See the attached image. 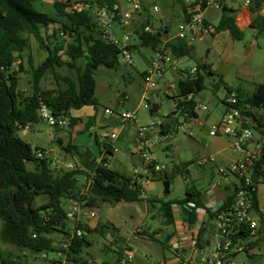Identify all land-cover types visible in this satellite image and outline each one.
<instances>
[{"label": "trees", "instance_id": "16d2710c", "mask_svg": "<svg viewBox=\"0 0 264 264\" xmlns=\"http://www.w3.org/2000/svg\"><path fill=\"white\" fill-rule=\"evenodd\" d=\"M39 1L42 0H0V221L2 222L0 239L4 244L19 250H28L29 257L56 250L54 241L49 237L53 232H61L67 238L71 235L70 222L65 213L69 200L81 198L86 200L87 205L97 209L104 204L116 205L144 200L143 188L138 183V179L126 177L111 168L109 161L114 155L111 144L107 142L104 144L103 157L96 165L94 174L88 178H92L89 190L86 194H82L78 178L83 172L79 163L75 170H57L51 166L52 158L49 155L37 158V151L46 152L45 149L38 147L33 149L18 135L26 127L43 121L39 114L42 106L47 107L55 118H67L68 127H73L77 120L71 116L72 110L97 105L94 72L100 66L114 68L119 57L117 47L102 38L100 25L91 12H72L63 2L54 0L53 8L58 17V20H54L48 14L35 9L34 4ZM88 1L96 7L105 5L111 7L115 4V0ZM179 1L186 20L190 12L183 1ZM199 3L203 8L205 7V0H194L193 6ZM263 3L264 0H253L254 6L250 8L253 14L251 27L257 28L259 34L264 33V15L259 13ZM236 14V10L225 5L212 36L228 32L234 40L241 41L244 32L237 24ZM210 23L211 21L206 22L205 26L208 27ZM146 26L147 24L143 22L140 28L135 29V35L141 47L155 51L164 41L163 34L160 31L147 33L144 31ZM31 38H34L39 48L47 54L45 60L37 66L34 65L30 55L26 59L24 56L30 49ZM132 48L136 50L139 46L133 45ZM166 48L174 58L178 59L190 58L193 51V46L180 38L169 40ZM18 59H21V62L15 67ZM80 59H86L85 67L78 66L77 61ZM26 63L29 69H26ZM64 66L74 70L77 78L64 76L57 71V68ZM203 71L213 74L207 64H202L197 66L195 76L186 81H179L181 96L186 97L192 93L197 96L205 89ZM22 73L29 77L30 94L18 88ZM46 75L52 76L55 89L44 86L43 80ZM216 87H223L227 96L236 98L235 107H244L246 110L248 106V110L243 111L249 120L248 127L253 129L254 133L256 131L257 135L264 137V83L256 85L252 94L246 93L241 88L232 90L222 77ZM172 99L175 101V98ZM224 103L230 105L229 100H225ZM197 105L194 99L181 101L175 103V110L180 111L185 120L196 119ZM159 110V105H153L150 110L151 116ZM164 127L165 125L162 124L161 128ZM57 141L61 151L66 155L80 154L75 146L70 143L65 144L62 138H58ZM192 163H182L174 168L173 173L164 171L156 179L170 181L176 171L189 181L188 167ZM28 164H33V170L28 169ZM262 165H264V151L261 152L259 160L251 164L256 170ZM43 196L48 197V201L36 205L37 198ZM146 202L149 211L153 208L158 209L163 223L167 226L174 224L175 204L181 207L184 225L190 227L196 223L198 216L195 209L188 204L203 206L194 184L187 186L183 199L165 201L163 198H148ZM230 202L231 196H228L224 206L226 207ZM254 203L257 205L256 200ZM208 218L213 219L211 212ZM77 227L81 228L84 234L81 237L74 236L69 250H64L67 258L77 264H92L83 257L84 249L92 246L87 234L109 235L113 239L110 240L113 245L117 244L118 228L113 223L99 221L95 228L80 223ZM261 232L260 228L259 234ZM205 233L206 229L202 228L198 236L201 247ZM155 234L144 231L143 235L153 238ZM258 242L259 240L253 242L250 247L256 246ZM128 250L132 251V246H129ZM27 257L14 255L0 248V264H27Z\"/></svg>", "mask_w": 264, "mask_h": 264}, {"label": "rangeland", "instance_id": "374dc122", "mask_svg": "<svg viewBox=\"0 0 264 264\" xmlns=\"http://www.w3.org/2000/svg\"><path fill=\"white\" fill-rule=\"evenodd\" d=\"M143 8H145V15L148 18L146 24L149 25L155 32L164 31L163 25H160L162 21L167 22L171 26V33L177 34V28L181 23L180 9L175 0H138ZM232 1V0H227ZM54 0H42L36 2L34 7L37 11L46 13L50 18L58 20L56 12L53 8ZM123 6L124 9L131 10V5L126 3V0H116ZM115 2V3H116ZM243 0H235L237 5H242ZM154 6L158 7V11H154ZM220 16L211 20V23L217 25ZM143 24L141 18L135 19L131 24L126 27H121L119 24H115L113 31L118 39L123 37L124 33L134 32L132 38L133 44L139 46L138 49L133 51V59L135 66L126 65L121 57H118V63L112 69L104 66H100L95 72L96 80V93L95 98L97 105L93 106L95 113L91 116L86 114L82 116L86 138H89V131L86 126L88 125L87 119H95L96 126L94 128L95 133L98 134L100 143L106 142V134L118 133L120 126L112 121V118L116 117L125 111H134L138 108L137 121L141 125H147L151 121L161 124L173 123L171 118L166 115L174 110V100L171 97H167L164 92V87L167 84H177L181 80V75L178 69H186L189 67H197L198 65L207 64L213 74H209L208 71H203L205 76V89L197 94L195 101L198 105H205L207 111L197 110L200 116V120L205 119V115L209 114L208 120H202L204 125L193 124L192 127L186 126L185 131H179V142H176L178 150H185L187 152L188 159H192L194 154L199 159L209 156H214L216 162L210 164L211 175L202 179L201 173L197 170L190 171L189 181L185 180L183 176L176 172L173 174L170 180V193L164 195V181L155 180L150 185L144 188L148 198H154L160 196L165 201H171L176 199H183L187 186L196 185L198 190L204 191L206 188L213 185L215 182L220 181L218 168L230 163L231 160H238L242 157V153L233 149L232 144L234 139L229 136H217L212 137L209 135V131L214 123L220 121L222 114L225 111V105L223 101L229 100L227 92L223 87L217 88L220 77H226V82L229 88L236 90L240 85H245L247 89L254 91L256 84L264 83V33L258 37L254 36L251 30L244 32L243 39L241 41L234 40L228 32H223L219 36L213 37L210 34H205L203 40H200V34L192 42L193 55L190 58H185V62L181 63V60L175 58L176 66L168 69L163 78L159 80L158 95L155 96L154 101L160 106V110L155 115L151 116L149 109L140 106L141 95L144 87L143 78L141 74L143 71L149 68V65L156 54L148 47H141L138 37L135 35V28H140ZM132 26H134V31ZM190 36L189 39H191ZM31 46L28 54L33 58L35 66L41 64L45 57L46 52L42 51L37 45L34 38H31ZM25 57V59L27 58ZM78 66L85 67L86 59H80L77 61ZM26 69H29V65L26 63ZM57 71L64 76L77 78L76 72L67 67L57 68ZM251 74L255 77L254 84H248V80L252 79ZM22 80L25 82V87H28L29 77L23 73ZM45 87L56 88L54 80L51 75H46L43 80ZM249 85V86H248ZM80 110V109H79ZM93 110V109H91ZM109 110V113L106 112ZM78 110H72L76 112ZM89 117V118H88ZM182 123L185 124L183 118H180ZM129 129L123 131L119 136L120 139L116 140L112 146L116 156L114 159H110L109 163L111 168L118 170L126 177L133 178L132 166L134 159H132L131 150L136 139V127L135 123L128 124ZM176 128V127H175ZM66 129H64V132ZM63 130H58L55 127L50 126L46 121L34 124L32 130H28L26 133L20 131L18 135L32 144L33 149L36 147L41 149L55 148L57 155L66 159V154L61 151L57 146V136L63 137L65 134ZM94 134V132H92ZM42 137H39V136ZM255 136L257 133L255 131ZM264 143V138L262 139ZM162 145H157L154 149L155 155L158 158V163L162 166H166L175 157L173 152L162 149ZM56 146V147H55ZM94 147L97 145L93 144ZM198 159V158H197ZM29 170H33L31 164L27 165ZM86 182V181H85ZM221 184L228 183L222 179ZM83 178H79V186L84 189L85 186ZM262 182L258 185L261 189ZM231 191V186H228ZM44 202L42 199H37L36 205H42ZM98 218L92 220V224L95 225L101 221L103 223H113L118 228L117 244L118 247H122L128 240L132 241V251H134L135 262L133 264H163L168 251L165 248V241L171 234L172 227L163 223V219L158 209L153 208L148 212L146 200L134 203H119L116 205L104 204L98 209ZM85 224V223H83ZM211 221L207 219L208 234L211 232ZM2 222L0 221V231ZM137 228H142L148 234L156 233L153 238L133 237L132 234ZM70 233L72 231L70 230ZM132 236V237H131ZM168 236V237H167ZM54 241L55 251H50L44 254H40L36 257H29L28 250H19L11 245L4 244L0 239V248L5 251L12 252L14 255L28 256L27 264H77L70 261L64 252V244L67 242V236L61 232H53L49 236ZM206 237V235L204 236ZM87 239L92 242V246L84 249L83 257L89 263L96 261L99 257L102 262L108 264L114 260L115 245L110 240L109 235L102 236L101 234H87ZM259 242L256 248L252 251L253 256H249L246 252L238 254L235 258L237 264H243L250 262L251 264H264V223L262 224V232L257 237ZM254 241V238L245 235L242 238V242L248 244ZM164 244V245H163ZM2 246V247H1ZM60 250V251H59ZM62 250V251H61ZM206 252H210V249L204 246ZM187 256V255H186ZM168 264H182V263H168ZM183 264H200V259L196 256L192 257L191 262H185Z\"/></svg>", "mask_w": 264, "mask_h": 264}, {"label": "built area", "instance_id": "2783aa9c", "mask_svg": "<svg viewBox=\"0 0 264 264\" xmlns=\"http://www.w3.org/2000/svg\"><path fill=\"white\" fill-rule=\"evenodd\" d=\"M67 5V9L72 12H91L97 23L100 25L102 38L110 44L117 47L119 56L122 61L128 66H135L133 59V34L124 33L121 39H118L113 31L115 24H119L121 27H126L131 24L135 17H139L142 13V5L138 0H126V3L131 5L132 9H124L119 3H115L113 6L96 7L91 5L88 0H59ZM227 0H205V7L201 4L194 5L189 10L190 16L179 24L177 28V34L174 38L185 39L191 46L192 42L200 36V40H203L205 34L212 35L215 32V26L210 23L208 27L205 26L206 12L208 10H214L217 14L222 12L223 7L226 5ZM252 6V0H243L241 7L250 9ZM158 7L154 6V11H158ZM259 13L264 15V3L262 4ZM217 17V15L215 16ZM213 17V18H215ZM212 18V19H213ZM211 19V20H212ZM210 20V21H211ZM236 20L238 26L244 27L252 23L251 16H241L236 14ZM147 33H154L155 31L146 26L144 29ZM191 37V39H189ZM169 40H164L163 43L154 51L156 56L151 61L149 68L143 74L144 87L141 95L140 106H143L149 111L152 109L151 94L158 89L159 80H161L165 72L177 65L175 58L170 51L166 48V43ZM181 58V63L185 62ZM181 75V80H189L192 76L197 74V67H189L186 69H178ZM180 81V80H179ZM179 82L177 84H167L164 87V92L167 97L175 98V103L187 100H195L196 95L189 94L188 96H181L179 92ZM230 105H226L225 112L220 122L213 126L209 131V135L212 137L217 136H229L234 139L232 144L233 149L242 153V157L239 160L231 162L228 165L220 166L218 173L220 181L215 182L204 191L198 190L195 185L196 191L202 196H213L217 189L223 190L224 202L220 207L215 206V202L210 201L205 206L197 207L195 203H189L191 208H194L198 219L191 228V234L186 238V245L188 255L185 258V262H191L192 257L200 259V264H237L235 258L238 254L246 252L249 256H252V251L256 248L250 247V244L257 241L259 236V229L261 222L264 221V165L258 170L253 169L251 164L258 161L260 154L263 151L262 139L264 137L257 135L253 129L249 126L248 117L244 115V107H235L237 100L235 97L229 99ZM175 109V107H174ZM197 110L207 111L205 105H197ZM109 113V110H106ZM138 108L134 111H125L118 114L116 118V124L120 126L118 133H112L106 135V142L113 144L119 135L126 131L129 123H135L137 118ZM39 114L42 120L46 121L50 126L57 128H68L69 120L65 117L55 118L50 110L42 106L39 110ZM168 116V114L166 115ZM161 124L151 121L147 125L137 124V135L135 139V149L133 154L135 156L132 166L133 178H145L147 181L158 178L165 171V167L157 162L154 155V147L157 141L151 137L153 132L159 135L161 130ZM187 123L178 124L175 129L164 131L162 137L164 140L169 139L173 135L179 133V131H185ZM45 155H50L49 150L43 152L37 151V158H43ZM103 157V154L96 165L99 164ZM94 159L91 158L90 162ZM215 157L209 156L194 161L188 170H197L200 173L204 172V175L208 172V166L215 163ZM78 163L73 161H63L60 158H53L51 166L57 170H75ZM257 171L259 174L258 184L254 185L251 181V173ZM207 175V174H206ZM206 176L204 177V179ZM228 179V183L221 184L222 179ZM262 182V188L259 189L258 185ZM92 183V178L88 179L86 186L82 190V194H86ZM142 186V185H141ZM228 186H231L232 190L228 191ZM143 188V186H142ZM231 196V202L226 207L224 203ZM142 197L147 200V194L144 191ZM257 201L255 205L254 201ZM181 207L179 205L173 206L174 220L176 216H181ZM209 212L213 214L212 219V233L210 235L209 243L206 240L203 241L202 247L199 246V233L202 228L206 229L204 221L200 220V217L209 215ZM65 213L68 221L70 222L71 235L68 236L67 242L64 244V250L68 251L71 245V241L74 236L81 237L84 231L78 228V224L85 223L89 228H94L92 220L97 219L98 209L87 205L86 200L76 198L69 200L65 207ZM182 217V216H181ZM175 222V221H174ZM184 226V222H183ZM187 229V226H184ZM144 230L137 228L132 236L133 237H145ZM245 235H249L254 238V241L245 244L242 242V238ZM131 236V237H132ZM210 249V252L204 250V246ZM131 246V238L122 247H116L114 250V260L110 264H133L135 260L134 251H129L128 247ZM183 245L179 238H175L174 241L167 247L168 251L174 256L179 255ZM59 264V263H58ZM92 264H106L104 262L95 261ZM243 264H251L249 261Z\"/></svg>", "mask_w": 264, "mask_h": 264}, {"label": "crops", "instance_id": "0c3cea01", "mask_svg": "<svg viewBox=\"0 0 264 264\" xmlns=\"http://www.w3.org/2000/svg\"><path fill=\"white\" fill-rule=\"evenodd\" d=\"M183 2V4L187 7V9H188V11L191 9V8H193V3H194V0H182ZM39 2H41V1H39ZM115 2H116V0H115ZM177 4H178V6H179V9H180V18H181V23L185 20L184 19V15H183V9H182V4H181V2L179 1V0H177V1H175ZM116 3H118V2H116ZM226 6L227 7H230V8H233L234 10H236L237 11V13H239L241 16H244V17H247L248 15H250L251 16V19H253V14H252V11H251V9H245V8H243V7H241L240 6V4L239 5H237L236 3H235V0H232V1H227V3H226ZM252 6H254V4H253V0H252ZM252 6H251V8H252ZM145 8H143V6H142V13H141V15L139 16V17H135V19H139V18H141L142 19V21L143 22H147V17H146V15H145ZM221 15V13H219V14H217V17L218 16H220ZM134 19V20H135ZM147 24H150L149 22L147 23ZM213 24V23H212ZM151 25V24H150ZM160 25H163L164 26V28H165V30L162 32V34H163V40H171V39H173L174 37H175V35L176 34H172L171 32V26H170V24H168L167 22H165V21H162L161 22V24ZM214 25V24H213ZM149 26V25H148ZM214 26H216V25H214ZM132 28H133V31H134V26H132ZM136 29V28H135ZM243 32H245L246 30H251L253 33H254V36L255 37H258L260 34L258 33V29L257 28H252L251 27V24L250 25H248V26H244V27H241L240 28ZM134 32H132V34H133ZM223 33V32H222ZM222 33H220V34H222ZM220 34H217L216 36H219ZM216 36H214V37H216ZM133 37H134V34H133ZM133 45H137V44H133ZM29 50H27L26 52H25V54H27V52H28ZM24 54V56L26 57L27 55H25ZM192 55H193V51H192ZM191 55V56H192ZM28 56H29V54H28ZM27 56V57H28ZM47 56V55H46ZM46 58V57H45ZM45 60V59H44ZM21 62V59H18L17 61H16V65H15V67H17L18 66V64ZM146 71V70H145ZM145 71H143V73L141 74V77L143 78V74H144V72ZM251 76V78L252 79H249L248 80V84H254L255 83V77H253V74H251L250 75ZM222 78H223V80H224V82L227 84V82H226V77H224V76H221ZM22 78H23V73L22 74H20V80H19V84H18V88H19V90L20 91H23V92H25L26 94H30L31 93V91H30V89H29V84L27 85L28 87H25V82L22 80ZM260 84H262V83H260ZM256 85H258V84H256ZM256 85L254 86V90H255V87H256ZM249 86V85H248ZM48 88H50V89H55V88H51V87H48ZM238 88H241V89H243L246 93H248V94H252L254 91H251L250 89H247L246 88V86L245 85H240V87H238ZM158 91H159V89H157V90H155L152 94H151V104L152 105H158L157 104V102L156 101H154V98H155V96L156 95H158ZM233 95H234V93H233ZM229 99H230V97H229ZM223 103H224V101H223ZM224 105H225V103H224ZM174 107H175V105H174ZM225 108H226V105H225ZM91 109H93V110H91ZM137 109V108H136ZM135 109V110H136ZM128 111V110H127ZM225 112V111H224ZM95 113V110H94V108H93V106H86V107H83V108H81L80 110H78V111H76V112H71V116L73 117V118H75L77 121L75 122V124H74V126L73 127H68V128H59L58 130H63V132H64V129H66V131L64 132L65 134L63 135V137H61L60 135H58L57 136V140H58V138H62L63 140H64V143L65 144H67V143H70L71 145H73V146H75L76 148H77V151L80 153L79 155H75V156H73V155H66V159H62V158H60L58 155H57V153H56V150H55V148H52V149H48L49 150V152H50V157L53 159V158H60L61 160H63V161H73V162H77V163H79V165L82 167V172H83V174L81 175V176H79V178L80 177H82L83 178V181H84V183H85V185H86V183L87 182H85V181H87L88 180V178L90 177V176H92L93 174H94V172H95V169H96V162L97 161H99L100 160V158H101V156H102V154H103V147H104V144L106 143V142H103V144H101L100 143V140H99V136H98V134L97 133H95V131H94V128H95V126H96V122H95V119H87V121H88V125L86 126V128H88L87 130H90L89 131V138L87 139L86 138V136H85V133H83V127H84V125H82V123H83V117L82 116H86V114H89L90 116L92 115V114H94ZM197 114H198V111H197ZM224 114V113H223ZM223 114H222V117H223ZM209 117H210V115L209 114H206L205 115V119H202L203 121L205 120H208L209 119ZM89 118V117H88ZM168 118H171V120L173 121V123L170 125L168 122L167 123H162V124H164L165 125V127H164V129L163 128H161V130L158 132L159 133V135L157 136L156 135V132H153L152 134H151V137L152 138H154L156 141H157V144H156V146L157 145H162V143L163 142H166V144H164L163 146H162V149H164V150H167V151H170V152H173L174 154H175V157H172V160L170 161V163L169 164H167L166 166H165V171H167L169 174H171V173H173V171H174V168L176 167V166H178V165H180V164H182V163H187V162H194V161H196V160H198L199 159V157H197V155L196 154H194V156H193V158L192 159H188V157H187V152L185 151V150H178V152L177 153H175L176 152V149H177V145H176V142H179V137H178V133L177 134H175V135H173L172 137H170L169 139H167V140H164L163 139V137H162V134H163V131H168V130H173V129H175V127L178 125V124H181L182 123V121H181V119L180 118H183L182 116H181V113H180V111H178V110H173L172 112H170L169 114H168ZM184 119V118H183ZM202 120H200V116H199V114H198V118H196V119H191V120H185L184 119V121L188 124V126H190V127H192V125L193 124H196V125H204V122L202 121ZM112 121L114 122V123H116V118L114 117V118H112ZM220 121H217L216 123H214L213 125H212V127L213 126H215L216 124H218ZM137 124H140L138 121H137V118H136V122H135V126L137 125ZM211 127V128H212ZM33 129V126H28V127H26L25 129H23V132L24 133H26L28 130H32ZM129 129V127L127 126V129H126V131ZM211 130V129H210ZM137 131V130H136ZM92 132H94V134H92ZM108 134V133H107ZM106 134V135H107ZM122 134V133H121ZM105 135V136H106ZM136 135H137V132H136ZM39 137H42L41 135L39 136ZM121 137L119 136V138L118 139H120ZM117 139V140H118ZM117 142V141H116ZM29 143V142H28ZM31 146H32V144L31 143H29ZM93 144H95V145H97V147H94L93 146ZM57 146L59 147V145H58V141H57ZM135 139H134V143H133V146H132V150H131V157H132V159H134L135 158V156H134V154H133V151H134V149H135ZM155 146V147H156ZM56 147V146H55ZM155 147H154V149H155ZM37 148V147H36ZM60 148V147H59ZM113 156L111 157L112 159H114L115 158V156H116V153H115V151H114V147H113ZM154 155H155V151H154ZM155 157H156V155H155ZM91 158L92 159H94L93 160V162H90V160H91ZM198 158V159H197ZM156 159H157V162H158V158L156 157ZM239 159H241V158H239ZM238 159V160H239ZM235 160H231L230 161V163L231 162H234ZM230 163H228V164H230ZM227 164V165H228ZM32 166H33V164H31ZM118 171V170H117ZM191 171V170H190ZM119 172V171H118ZM207 174V175H206ZM205 175H204V172L203 173H201V177H202V179H204V177L206 176H212L211 175V171H210V168H209V170H208V172L206 173ZM132 177V176H131ZM78 178V179H79ZM224 179V178H223ZM155 180H157V179H153V180H150V181H147L145 178H139L138 179V183L140 184V185H142L143 186V188H146L148 185H150L151 183H152V181H155ZM224 181H227L228 182V179H224ZM85 185H83V186H85ZM80 187V186H79ZM80 189L81 190H83V188H81L80 187ZM40 199H42L43 200V202L44 203H46L47 201H48V197H45V196H43V197H39ZM39 198H37V199H39ZM147 198H148V196H147ZM154 198H161L160 196H157V197H154ZM153 199V198H152ZM200 200H201V202H202V205L203 206H205L206 204H208L210 201H213V202H215V206L216 207H220L221 206V204L224 202V199H223V190L222 189H217L216 190V193H215V195H213V196H210V197H207V196H202V195H200ZM37 201V200H36ZM43 203V204H44ZM39 206V205H38ZM147 207H148V205H147ZM148 212H149V210H148ZM179 213L181 214V212H180V210H179ZM200 220H202V221H204L205 222V224H207V219H209L208 218V215H206V216H203V217H200L199 218ZM210 220V219H209ZM175 222H174V224L173 225H170L171 227H172V230H171V234L169 235L170 237L169 238H167V241H165V248H166V250L168 251V249H167V247L174 241V239L177 237V238H179L181 241H182V245H183V247H182V249H181V251L179 252V255H176V256H174L173 254H171L169 251H168V253L166 254V257H165V260H164V263L163 264H168V263H172V262H174V263H176V262H178V263H185V258H186V255H188V252H187V248L185 247V245H186V238L191 234V228H189L188 229V226H187V229H185L184 228V226H183V219H182V217L181 216H176V218H175V220H174ZM211 221V223H212V220H210ZM264 223V221L263 222H261V225H260V228L262 229V224ZM98 224V222L95 224V225H93V226H95L96 227V225ZM116 226V225H115ZM212 226H213V223L211 224V232H210V234L209 235H207L208 234V230H207V226H206V233H205V235H206V237H204V240H206V243L208 244L209 242V239H210V235H211V233H212ZM94 227V228H95ZM168 237V236H167ZM143 238H145V237H143ZM132 241H131V246H132ZM8 245V244H7ZM116 246H118V244H116ZM2 247V246H1ZM4 250V249H3ZM133 250V249H132ZM252 256H253V254H251ZM101 259L99 258V257H97L96 258V261L98 262V261H100ZM134 262H135V260H134ZM59 264H61V263H59Z\"/></svg>", "mask_w": 264, "mask_h": 264}, {"label": "water", "instance_id": "95a60500", "mask_svg": "<svg viewBox=\"0 0 264 264\" xmlns=\"http://www.w3.org/2000/svg\"><path fill=\"white\" fill-rule=\"evenodd\" d=\"M216 15L217 13L214 10H208L206 12L205 22L210 21ZM263 151H264V148H263ZM258 178H259V174L257 171H254L251 173V181L254 185L258 184ZM163 193L165 196H167L170 193V181L169 180H164V192Z\"/></svg>", "mask_w": 264, "mask_h": 264}]
</instances>
